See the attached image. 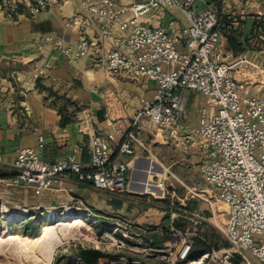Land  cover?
<instances>
[{"label": "built area", "instance_id": "2783aa9c", "mask_svg": "<svg viewBox=\"0 0 264 264\" xmlns=\"http://www.w3.org/2000/svg\"><path fill=\"white\" fill-rule=\"evenodd\" d=\"M196 1H133L126 7L121 0H82L83 14L77 13L65 22L66 27L78 29L79 38L71 45L55 35L44 41L67 55L69 62L87 57L93 45L107 41V73L146 78L156 84L154 95L142 99L141 108L130 115L110 117L107 132L91 135L88 166L74 154L49 163L36 148L20 147L15 160L17 172L8 184L41 194L55 188L64 177L73 176L103 193L120 195L128 193L130 164L139 147L143 153H152L158 136L166 143L173 139L186 146L196 143L201 151L200 175L206 184L201 197L211 207L213 200L228 205L222 213L226 216L222 230L230 246L211 245L208 251L191 258L195 233L172 227L162 246L149 245L141 252H147L151 264H264V95H251L245 88L247 82H243L248 80L237 75L241 63L245 69H258L260 65L246 57L227 61L221 48L224 33L217 9L209 6L196 12ZM49 4V0H35L30 10L36 14ZM156 8L182 12L187 24L174 33L142 20ZM93 23L99 28V36L90 40L85 31ZM254 42L261 43L257 37ZM187 90L202 93L207 101L199 109L196 124H186ZM38 146H44L42 135L38 136ZM124 221V225L115 222V230L104 239L139 252L141 241L126 247L124 239L113 234L121 226L126 230L124 237H130L133 228L141 233L152 228L126 218ZM98 264L149 263L113 254L101 258Z\"/></svg>", "mask_w": 264, "mask_h": 264}, {"label": "crops", "instance_id": "0c3cea01", "mask_svg": "<svg viewBox=\"0 0 264 264\" xmlns=\"http://www.w3.org/2000/svg\"><path fill=\"white\" fill-rule=\"evenodd\" d=\"M133 1L145 0H121V3L128 7ZM34 2L0 0V203L8 209L11 205L7 202L13 204L11 210L14 211L31 208L33 204L35 208L61 206L63 202L69 203V199L92 204L89 198L97 199L96 193H104L89 184L77 182L73 176L64 177L55 188L41 194H36L32 188L8 184L17 172V150L34 147L49 163L74 154L88 166L91 135L107 132L110 117H123L138 111L142 99H150L154 95L156 84L146 78L109 75L105 69L109 49L107 41L93 45L87 57L69 62L67 55L44 39L55 35L71 45L79 38L78 29L66 27L65 22L77 13L83 14L82 0H49L46 9L32 14L30 9ZM209 6L216 8L214 2ZM218 8L224 33L221 44L224 58L235 61L246 57L264 66V43H255L254 37L252 44L246 46L241 38L251 17L255 19L252 32L259 30L264 34V27L259 26L260 19L264 18V0H221ZM171 13L156 8L142 20L175 33L187 22L181 27ZM129 15L130 11H127L126 16ZM85 34L90 40L98 38V26L91 24ZM230 37L242 42V51L231 47ZM40 69L44 70L43 75L39 74ZM253 69H245L241 63L237 67V75L241 74L243 77L239 78L248 80L243 82H247L245 88L251 95L260 97L264 95V74H261L258 85L253 86L248 77ZM39 76L69 101L39 88L36 84ZM184 95L188 113L186 124H196L199 109L206 104V98L200 92L189 90L184 91ZM61 107L65 108L64 114L69 118L66 123L62 122ZM39 135L44 138L43 147L38 146ZM156 138L163 142L159 136ZM190 144L187 146L196 143Z\"/></svg>", "mask_w": 264, "mask_h": 264}, {"label": "rangeland", "instance_id": "374dc122", "mask_svg": "<svg viewBox=\"0 0 264 264\" xmlns=\"http://www.w3.org/2000/svg\"><path fill=\"white\" fill-rule=\"evenodd\" d=\"M213 2L220 15L218 7L221 0H197L196 12L207 9ZM171 14L176 17L181 27L187 22L182 12L172 11ZM242 34V42L246 46L248 43L252 44L254 37L264 43V34L259 30L251 32L245 38V34ZM261 35L263 38H259ZM263 69L264 66L260 65L258 69L255 68L248 73L253 86L258 85L257 82L261 80ZM238 77L243 76L239 74ZM62 98L69 101L68 97ZM190 111L189 108V113ZM158 142L153 145L152 153H143L142 148L138 150L131 164L128 193L120 195L96 193L101 199L89 198L94 205L86 201L69 199V203L63 202L61 206L35 208L33 204L31 208L25 207V210L23 208L21 211L11 210L13 204L8 202L7 204L11 205L10 209L0 203V264H88L82 256L87 250H98L103 253V256L92 264H98L101 258L113 254L140 258L151 264L152 258L147 252H141L142 249L149 245L162 246L171 234L172 227L195 233L192 250L197 251L195 256L203 251L204 245L201 242L203 238L217 248L230 246L222 230L226 222V216L222 215L225 207L216 200H213L214 204L211 207L210 203L201 197V191L206 189V184L200 175L199 147L196 144L186 146L179 139L167 143ZM66 214L80 217L85 224L59 229L46 245L23 244L26 240H38L50 223ZM124 218L152 228L147 233H141L133 228V231L129 232L130 237H124L123 233L126 230L121 226L113 234L117 239H124L126 247H133L141 241L139 252L117 247L113 241L104 239L106 234L115 230V222L124 225ZM155 227L160 230H155ZM135 233H140L141 236H135Z\"/></svg>", "mask_w": 264, "mask_h": 264}, {"label": "bare ground", "instance_id": "6f19581e", "mask_svg": "<svg viewBox=\"0 0 264 264\" xmlns=\"http://www.w3.org/2000/svg\"><path fill=\"white\" fill-rule=\"evenodd\" d=\"M137 154H138V151H137ZM134 159L132 160L131 164L133 163ZM219 203L223 205L226 210H228V205L226 203L222 201H220ZM84 224L85 223L80 217L72 216L71 214H66L64 216H60L56 221L50 223L48 228L46 229V232H44L38 240H28V241L26 240V241H23V244L29 243L30 245H34V246H38V245L40 246L44 244L46 245V243L48 244V242L52 239L53 235H55L59 229L72 227L76 225L79 226V225H84Z\"/></svg>", "mask_w": 264, "mask_h": 264}, {"label": "trees", "instance_id": "16d2710c", "mask_svg": "<svg viewBox=\"0 0 264 264\" xmlns=\"http://www.w3.org/2000/svg\"><path fill=\"white\" fill-rule=\"evenodd\" d=\"M259 24H260L259 26L264 27V19ZM229 44L231 45V47H233V49H236V50H239V51L243 50L242 49V42H240V40H238V39H234V38L230 37L229 38ZM64 110H65V108H63V107L60 108V112L63 114L62 122L66 123L67 120H69V118H67L65 116ZM201 242L204 245V247L202 246L203 247V249H202L203 251H201V252L208 251L211 248V244L210 245L208 244L210 242L206 238H205V240H201ZM196 253H197V251H192L191 258H195L196 256L194 254H196ZM82 256H83V258H85V260H86V262L88 264H92V263H96L99 260V258L103 256V253L101 251H98V250H87V251L83 252Z\"/></svg>", "mask_w": 264, "mask_h": 264}, {"label": "water", "instance_id": "95a60500", "mask_svg": "<svg viewBox=\"0 0 264 264\" xmlns=\"http://www.w3.org/2000/svg\"><path fill=\"white\" fill-rule=\"evenodd\" d=\"M254 22H255V19L253 17L249 18L247 20V24H246V27H245V31H244V38L247 36V35H250L251 32H252V29H253V26H254ZM36 84L39 88L41 89H44L45 91H48L51 95L55 96L56 98H59V97H66L65 95H60L59 92L57 90H55L52 86H49L47 84H45L43 82V77L42 76H39L36 80ZM149 135L151 137H153V133H149ZM190 142V141H189Z\"/></svg>", "mask_w": 264, "mask_h": 264}]
</instances>
